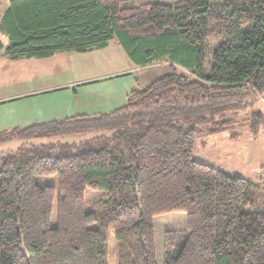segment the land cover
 Instances as JSON below:
<instances>
[{
    "label": "trees",
    "instance_id": "16d2710c",
    "mask_svg": "<svg viewBox=\"0 0 264 264\" xmlns=\"http://www.w3.org/2000/svg\"><path fill=\"white\" fill-rule=\"evenodd\" d=\"M0 32L11 59L116 40L140 67L168 62L112 111L0 132V144L21 141L0 153V264H107L108 229L118 264H157L154 218L180 212L185 227L164 232L163 264H264V183L193 159L198 136L235 127L229 113L248 92L264 97V0H9ZM216 39L206 73L204 42ZM89 132L100 134L29 142ZM52 174L57 190L35 180ZM88 191L101 193L100 215L85 210Z\"/></svg>",
    "mask_w": 264,
    "mask_h": 264
},
{
    "label": "crops",
    "instance_id": "0c3cea01",
    "mask_svg": "<svg viewBox=\"0 0 264 264\" xmlns=\"http://www.w3.org/2000/svg\"><path fill=\"white\" fill-rule=\"evenodd\" d=\"M8 4L9 0H0V20ZM111 41L105 48L99 50L105 51ZM0 45V132L74 115H93L112 111L125 103L127 94L137 87L136 80L139 86H144L168 70V62L160 60L162 63L158 61L159 65H156L157 62L155 65H149L152 68L149 69L150 75L145 82L141 79V75L137 76L129 71L98 75L89 79L74 77L67 80V75H71L70 71L68 74L61 70L57 73L48 66H42L39 61L58 60L60 66H63L68 64L67 60L70 62V60L88 59L89 54L98 50L92 49L85 53L56 52L46 58L11 59L5 54L8 38L1 32ZM59 75L61 78L57 80L56 76ZM6 80L13 81L14 84L7 87L4 84ZM238 140L239 137L230 135L227 143H224L228 147H223V153L234 152L231 145H235ZM223 168L218 169L227 173V169ZM257 170L259 169L254 171L255 175ZM261 171L264 172V169ZM236 176L247 178L255 183L260 182L261 178V175L256 180L247 175ZM184 223V217L173 213L157 216L154 218L155 237L157 227L165 228V231L182 229Z\"/></svg>",
    "mask_w": 264,
    "mask_h": 264
},
{
    "label": "rangeland",
    "instance_id": "374dc122",
    "mask_svg": "<svg viewBox=\"0 0 264 264\" xmlns=\"http://www.w3.org/2000/svg\"><path fill=\"white\" fill-rule=\"evenodd\" d=\"M175 1L178 0H123V4L134 6L144 2L172 3ZM215 1L218 3L221 2V0ZM221 42V39L206 40L204 42L206 52V73H209L211 69L212 53L220 45ZM97 50L98 51H95V53L89 54L87 56L88 59L70 60V62L69 60H67L66 62L68 64H64L63 66H60L58 60H43L39 62L42 66H48L50 69H52V71H56L57 73H59L61 70L63 71V73L68 74V71H70L71 75H67V80L71 78L74 79V77L89 79L93 76H103L129 71L134 75H141V79L143 80V82H145L150 75L149 69L152 67L149 65L140 67L134 64L126 56L125 52L118 45L116 40H112L108 48L105 49V51H100L99 49ZM163 60H165L166 62V59H162V61ZM160 63L162 62L160 61ZM156 65H159V63ZM177 68L179 69V71L188 74L185 69L179 66H177ZM56 78L57 80H59L61 76H56ZM4 84L8 87L12 86L14 82L6 80ZM241 105L243 107L238 108L237 110L229 113L228 117L235 120V127H233V129H231L230 131H226L225 133H204L195 139V144L193 148V159L199 162L209 164L215 168L224 167L223 169H227L228 174L247 175V177L256 180L260 175H255L254 171L256 169H264V97L257 95L254 92H248L243 101H241ZM257 111L262 112L263 114L262 122H259L253 115L254 112ZM99 134L100 133L89 132L70 136L44 137L39 139H32L29 142L35 144L48 142H67L78 144L81 141L95 138L99 136ZM230 135H235L236 137H239V140L236 141L235 145H231L233 147V151L235 150L234 152L224 154L223 147H228L227 144L224 143H227V139ZM20 143L21 141L19 140H13L4 144H0V153L6 154L12 152L18 148ZM35 180L41 186L51 185L54 186L57 190V177L54 174L38 175L35 177ZM259 181H261V178ZM262 183H264V180L262 181ZM100 194L101 193L98 191H88L85 205V210L87 212H93L96 215L101 214L102 210L99 201ZM56 201L57 194L53 201V209L49 220V224L51 227H54L56 225ZM173 214L177 216H182L184 218L186 216L185 213L182 212ZM99 224L100 222L97 221L96 223H93L91 227L97 228ZM182 227H185V224H182ZM164 232L165 228L159 229V227H157V233L155 237L157 264H163ZM119 247L120 242L116 239L114 230L108 229L106 241L107 264H118Z\"/></svg>",
    "mask_w": 264,
    "mask_h": 264
},
{
    "label": "built area",
    "instance_id": "2783aa9c",
    "mask_svg": "<svg viewBox=\"0 0 264 264\" xmlns=\"http://www.w3.org/2000/svg\"><path fill=\"white\" fill-rule=\"evenodd\" d=\"M257 173H258V174H261V175H262V178H263V180H264V172H262L261 170H257Z\"/></svg>",
    "mask_w": 264,
    "mask_h": 264
}]
</instances>
